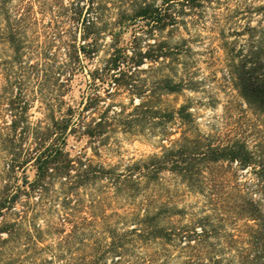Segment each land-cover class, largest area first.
<instances>
[{
	"label": "trees",
	"instance_id": "obj_1",
	"mask_svg": "<svg viewBox=\"0 0 264 264\" xmlns=\"http://www.w3.org/2000/svg\"><path fill=\"white\" fill-rule=\"evenodd\" d=\"M179 1H139L128 19L147 20L158 29L176 25L180 15L171 6ZM196 1L185 0V14L196 9ZM54 6L43 0H0L5 21L0 35L12 50L0 89V151L7 161L0 186V264H172L168 244L175 242H185L180 246L188 249L179 264H260L257 259L248 262L247 251L234 247L244 236L252 238L248 245L259 243L254 237L264 199V149L256 155L241 138L222 141L201 132L189 103L169 100L189 85L178 76L185 67L179 48L157 39L146 47L113 39L101 56L105 26H99L93 1L86 12L95 14L86 15L80 3L75 6L69 17L74 30L59 29L61 12ZM47 12L52 16L44 26L46 37L60 35L64 45L57 66L60 87H68L85 60L99 64L88 69L90 91L77 105L66 103L64 89L58 100L66 103L65 109L59 106L50 124L31 128L30 99L20 90L29 47L23 33L35 24L38 13ZM53 23L57 27L50 29ZM80 27L81 42L64 38L66 32L74 37ZM105 83L112 90L102 95L98 88ZM235 86L248 106L264 116V89H252L243 79ZM122 92L130 95L127 104L116 98ZM29 130L32 142L21 156L16 144ZM117 134L156 136L160 149L139 158L106 161L119 152ZM69 135L85 138L87 145L71 154L66 148ZM28 164L35 170L33 178L26 173ZM239 169H250L254 175L249 188L240 180L229 182ZM19 170L21 182H12ZM168 175L176 182L173 188L165 182ZM179 186L208 195L216 202L215 212L178 224L175 218L185 213L174 202ZM39 215L50 216L42 225L35 219ZM228 224L235 226L227 231Z\"/></svg>",
	"mask_w": 264,
	"mask_h": 264
},
{
	"label": "rangeland",
	"instance_id": "obj_2",
	"mask_svg": "<svg viewBox=\"0 0 264 264\" xmlns=\"http://www.w3.org/2000/svg\"><path fill=\"white\" fill-rule=\"evenodd\" d=\"M16 1L13 0V3ZM91 1L94 7L97 6V12L101 17L99 26L102 28L105 26L101 33L98 54L104 56L108 51L107 44L113 39H118L119 44L127 46L139 43L146 47L155 39L176 46L181 51L180 58L185 65L180 69L178 76H183L189 85L182 93L169 96V100L173 104L189 103L195 124L201 132L213 134L222 141L232 137L241 138L256 155L260 154L264 149V116L252 110L242 99L235 82L243 79L252 89L257 91L264 89V0H197L196 9L187 14L185 0H180L171 6V10L180 15V23L168 24L161 29L152 26L147 20L128 19L137 2L160 5L161 0H43L45 3L55 5L53 10L59 8L61 12V16L58 17L61 21L58 22L59 29L67 30H74V23L69 17L78 3L84 6L86 15L95 14L94 10L86 12ZM61 5L66 8H60ZM51 16V12H47L46 15L38 13L37 23L35 22L30 29L26 28L23 33L29 47L26 48L23 57L24 81L20 85V90L30 99L28 114L31 128H42L50 124L51 116L59 115V106L64 110L66 103L77 105L82 96L90 91L87 85L88 69L99 64L96 59L85 60L84 68L75 73L68 87L66 89L65 86L60 87L62 75L58 76L57 66L64 57V45L60 35L47 38L44 33V26L48 24ZM4 22L0 14V32ZM51 27L56 28V23L50 25V29ZM63 36L76 38L77 43L83 40L81 27L73 34L74 37H71L69 32ZM47 40L48 52L45 50ZM8 46L0 35V89L5 84L3 68L12 55V50ZM145 66L146 63L143 64V67ZM107 88L109 91L112 90L106 83L98 90L104 95ZM64 89L66 103L60 105L58 94ZM16 91H19V87H14V92ZM109 98L106 97L105 102ZM116 98L125 104L130 101V95L126 92H122ZM31 132L29 130L27 134L20 136L19 144H16V149L20 147L22 149L19 152L21 156L27 153L32 142ZM176 136L178 134L172 138ZM117 137L119 152L113 153L115 155L106 161L115 160L117 156L125 159L139 158L160 149L157 146L161 143L156 136L141 139L117 134ZM86 145L85 138L69 135L66 148L71 154H75ZM85 150L88 154L91 153L88 146ZM5 162L7 161L3 159L0 151V186L5 178L3 174ZM26 173L30 178L34 177L35 170L31 164H28ZM22 176L21 170L17 171L15 177H12V182L20 183ZM253 176L250 169H239L236 175L229 176V182L234 184V180H240L249 188ZM165 178L166 184H170L171 188L176 186L170 175ZM177 194L174 202L178 207L185 208V213L180 218H175L178 224L194 222L198 216L213 214L216 210V202L211 201L208 195L189 192L186 188L184 190L183 186H179ZM261 202L262 215L258 233L254 237L259 243L248 245L252 238L244 236L236 242L234 248L245 249L248 262L257 259L260 264H264V199ZM49 216L39 215L35 219L43 225ZM23 219L27 222L29 216ZM241 223L242 221L238 222L236 226H240ZM233 226L235 225L228 224L225 228L228 231ZM180 244L183 245L185 242L168 244L172 264H179L188 254V249H182Z\"/></svg>",
	"mask_w": 264,
	"mask_h": 264
}]
</instances>
